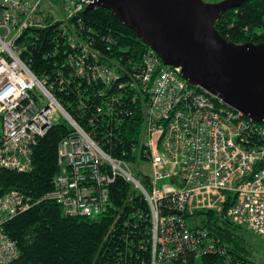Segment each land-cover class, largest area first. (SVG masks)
Masks as SVG:
<instances>
[{"label":"built area","instance_id":"built-area-1","mask_svg":"<svg viewBox=\"0 0 264 264\" xmlns=\"http://www.w3.org/2000/svg\"><path fill=\"white\" fill-rule=\"evenodd\" d=\"M95 1L59 0L58 18L44 11L43 0H0V169L30 171L36 138L65 122L69 131L57 145L59 172L43 200L56 201L69 216L97 217L119 209L112 232L120 219L131 228L145 220L133 204L138 195L148 209L152 264L207 253L231 264L225 246L206 229L191 228L185 214L227 209L232 223L264 241V123L191 85L179 67L163 64L148 47L134 58L100 49L79 16ZM54 24L65 55L55 79L37 77L21 54L27 37L35 38L31 30ZM70 88L74 95L60 101ZM136 115L139 138L129 155L122 151L117 157L77 119L94 128L95 120L122 128L136 124ZM118 177L127 184L120 207L110 195ZM32 203L18 190L0 197V264L18 256L3 224Z\"/></svg>","mask_w":264,"mask_h":264},{"label":"trees","instance_id":"trees-1","mask_svg":"<svg viewBox=\"0 0 264 264\" xmlns=\"http://www.w3.org/2000/svg\"><path fill=\"white\" fill-rule=\"evenodd\" d=\"M79 16L84 26L90 28L91 34L96 36L93 39L95 45L106 53L112 51L113 54H120L119 52L124 51L126 57L134 58L140 51L147 49L106 8L97 6L81 12ZM214 26L225 39L234 44L264 43V0H246L237 8L226 10L215 20ZM56 27L54 24L45 29L31 30L30 34L35 38L28 36L25 42L26 49L22 51L21 58L37 77L46 74L55 79L58 76L59 71L56 70L62 64L65 47L62 46V38ZM56 48L58 50L55 53ZM73 95L70 88L59 98L64 102ZM124 106L130 107L127 103ZM118 108L122 109V106ZM77 119L86 130L95 133L94 138L103 149L116 157L122 151L129 155L132 141L140 135L139 115L135 117L138 120L136 124L130 122L122 128H115L113 123L107 124L104 120H95L94 128L89 126L86 119ZM68 131L69 126L65 122H58L44 136L36 138L31 146L30 171L0 169V197L11 190H18L33 202L28 209L17 213L3 224L4 233L15 242L18 251V256L7 264H152L151 241L145 228L150 220L142 197L134 194L133 204L146 215L145 220L131 228L132 226L125 227L124 220L120 219L112 232L109 227L114 213L119 209L110 208V211L95 218L69 216L63 213L56 201L42 199L54 188V179L59 172L57 145ZM126 191L127 184L121 178H116L110 186L114 205L120 207V199ZM226 211L227 209L220 212L194 211L185 214V219L191 228L206 229L217 238L225 246L231 264H249L242 254L241 242L250 232L232 223L226 216ZM142 239L145 240L144 247L139 245ZM194 262L195 258L190 257L186 262L174 263ZM222 263L223 258L215 253L200 257V264Z\"/></svg>","mask_w":264,"mask_h":264},{"label":"water","instance_id":"water-1","mask_svg":"<svg viewBox=\"0 0 264 264\" xmlns=\"http://www.w3.org/2000/svg\"><path fill=\"white\" fill-rule=\"evenodd\" d=\"M246 0H96L163 64L254 122L264 123V43L234 44L215 28L223 12Z\"/></svg>","mask_w":264,"mask_h":264},{"label":"rangeland","instance_id":"rangeland-1","mask_svg":"<svg viewBox=\"0 0 264 264\" xmlns=\"http://www.w3.org/2000/svg\"><path fill=\"white\" fill-rule=\"evenodd\" d=\"M42 8H44V11H51L55 17H62L59 0H43ZM162 182L167 181H159V185ZM250 234L246 235L244 241L241 242L242 254L246 256L249 264H264V241L260 237ZM158 264L175 263L164 262ZM194 264H200V258L195 259Z\"/></svg>","mask_w":264,"mask_h":264},{"label":"flooded vegetation","instance_id":"flooded-vegetation-1","mask_svg":"<svg viewBox=\"0 0 264 264\" xmlns=\"http://www.w3.org/2000/svg\"><path fill=\"white\" fill-rule=\"evenodd\" d=\"M206 2H216V1H220V0H204Z\"/></svg>","mask_w":264,"mask_h":264},{"label":"bare ground","instance_id":"bare-ground-1","mask_svg":"<svg viewBox=\"0 0 264 264\" xmlns=\"http://www.w3.org/2000/svg\"><path fill=\"white\" fill-rule=\"evenodd\" d=\"M83 12H84V10H83Z\"/></svg>","mask_w":264,"mask_h":264}]
</instances>
